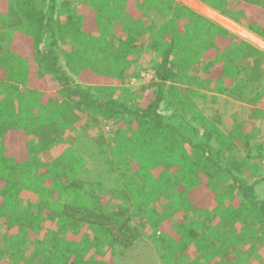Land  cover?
Returning a JSON list of instances; mask_svg holds the SVG:
<instances>
[{
  "label": "trees",
  "instance_id": "obj_1",
  "mask_svg": "<svg viewBox=\"0 0 264 264\" xmlns=\"http://www.w3.org/2000/svg\"><path fill=\"white\" fill-rule=\"evenodd\" d=\"M197 1L264 41V0ZM208 94L264 115V52L177 0H0L2 264H104L140 242L160 264H264V148L229 160L255 130L216 129Z\"/></svg>",
  "mask_w": 264,
  "mask_h": 264
},
{
  "label": "rangeland",
  "instance_id": "obj_2",
  "mask_svg": "<svg viewBox=\"0 0 264 264\" xmlns=\"http://www.w3.org/2000/svg\"><path fill=\"white\" fill-rule=\"evenodd\" d=\"M194 7L196 8V10L205 14L211 20L217 22L218 24L227 28L231 32L237 33L238 36H240L244 40L250 42L252 45H254L259 50L264 52V41L260 40L256 36L252 35L250 32H248L244 28L240 27L239 25L233 23L232 21H230L228 19L220 17L219 15H217L216 13H214L212 11H208V10L202 8L201 6H198V7L194 6ZM17 18H18L17 15L11 14L10 15V23L14 26L17 25V23H18ZM29 47H30L29 43L24 41V42H22V44H20L19 50L21 53L24 52L25 54L27 53L26 55H30ZM146 61H147V59L144 62H146ZM144 80L148 81L149 79L144 78ZM143 82L144 81H142V80L141 81L140 80H138V81L132 80V81L128 82V86H131L129 88L136 90L139 88V86L141 84H143ZM148 94L150 95V93H148ZM208 102L209 103L206 104V106H208V107H205L204 113L206 112V108H207V113L210 115L211 114L214 115V116L213 115L209 116V118L212 119L215 128L216 127H221V128L223 127L225 130H227V129H230L232 125L235 126V124L238 122L237 125H241V123H243V126L241 125V129L243 128L244 131H249L251 129L255 130L256 135L254 138L251 139L250 151L248 152V150L242 144H238V146H236L233 149L236 151L230 155L229 160H231V158H234V157H235L234 159H237V158L245 159L248 157L256 156V152H258V151H256L255 148L258 144H262V146H263L262 148H264V115H258L256 117L254 115V111L251 110V106H247V109L243 110V112L240 111V108L237 105L227 104V106H224V103L222 104V101L219 102L217 100V101L213 102L211 96L208 99ZM162 107H164V106L162 105ZM214 113H217V114H214ZM227 114H230V115H227ZM231 114H233V116H236L234 121H233V116ZM86 121L87 120L83 121L82 125L78 126V128H77L78 131L84 130V132L87 133V131H85L86 126L88 125L86 123ZM117 127L119 129L123 128L121 126H117ZM115 128L116 127H114V125L109 122L108 125H106L103 128H100L99 131H101L105 136H108L111 133V130H113ZM18 134L21 135L22 140H24L22 143L23 144L22 146H19L17 137L13 134H6L5 139L10 143L11 146H9V148L11 149V151L17 155L15 159L20 160V159H24L22 157L24 155H26V152L28 151L29 143L31 141H29L27 143L25 136L21 132H19ZM65 134H68V133H65ZM48 136H49V134L45 130V131L41 132V135L39 137H37L36 139L40 140L41 142H45L46 140H48L47 139ZM11 137H13L14 139ZM53 137L55 138L56 136H53ZM71 139H72V137L69 138V140H71ZM2 143L5 144V141ZM213 145H215V144L213 143ZM43 158L45 160L49 159V158H46L44 156H43ZM224 161H225L224 164H226L227 163L226 160H224ZM259 163L261 164V166L259 167L253 182L255 185L256 193L260 197L264 198V154L262 156V160ZM28 204H26L25 206H22L23 211L28 210V206H29ZM139 210H142V208H139L137 211H139ZM132 220L134 222V225L137 227V229L140 232L142 228H141L140 224L138 223V219H134V217H133ZM144 221H146V219H144ZM144 221H142V222H144ZM0 249H2V248H0ZM93 258H95L99 262L102 260H105V259H101L100 254H95ZM6 260H7L6 257L3 256V258L0 260V264H2ZM114 260L118 261L120 264H160V261L157 259V256L154 253V250L152 249L151 245L149 243H146V242L138 243L135 249L126 253L124 256H121V257L115 256L114 258L112 256H110L108 259H106V262L104 264H114V262H113ZM189 261H190V259L186 258L184 260V263L187 264Z\"/></svg>",
  "mask_w": 264,
  "mask_h": 264
},
{
  "label": "crops",
  "instance_id": "obj_3",
  "mask_svg": "<svg viewBox=\"0 0 264 264\" xmlns=\"http://www.w3.org/2000/svg\"><path fill=\"white\" fill-rule=\"evenodd\" d=\"M178 2H180L181 4H183V5H186L187 7H189V8H191L192 10H194L195 12H197V13H199V14H201V15H203V16H206L205 14H203V13H201V12H199L198 10H196V8L194 7V6H196V7H198V6H201L202 8H204V9H206V10H208V11H212L211 9H209L208 7H206V6H204L203 4H201L200 2H198L197 0H177ZM212 12H214V11H212ZM215 13V12H214ZM217 14V13H216ZM136 15V14H135ZM218 15V14H217ZM207 17V16H206ZM221 17V16H220ZM207 18H209V17H207ZM88 23H91V19L89 18L88 19ZM88 27H90V25H88ZM235 33V32H234ZM236 35H237V33H235ZM252 34V33H251ZM253 35V34H252ZM255 36V35H254ZM240 37V36H239ZM241 38V37H240ZM243 39V38H242ZM261 40V39H260ZM246 41V40H245ZM248 42V41H247ZM248 43H250V42H248ZM251 44V43H250ZM19 48V47H18ZM19 50V49H18ZM21 53V52H20ZM22 54V53H21ZM23 55V54H22ZM210 96L212 97V101L213 102H215V101H219V102H221L222 101V104L224 103V106H227V104H229V105H237L239 108H240V111H242L243 112V110H245V109H247V105H241L240 103H238V102H234V101H232V100H230L229 98H227L226 96H222V95H215V94H208V96H207V98H206V102H205V104L204 105H202V104H200V107H201V109H202V111L204 112V109H205V107H208V106H206V104H208L209 102H208V99L210 98ZM207 117L208 116H211V115H213V114H208L207 113V108H206V112L204 113ZM214 114H217V113H214ZM227 115H230V114H227ZM232 116H233V114H231ZM214 116V115H213ZM235 117L236 116H233V121L235 120ZM232 121V122H233ZM216 129H220L221 131L222 130H225L223 127L221 128V127H216ZM19 132L18 131H13V132H9L8 134H13V135H15L16 137H17V140H18V143H19V146H22L23 144V141L24 140H22V137H21V135H19L18 134ZM11 138H13V137H11ZM14 139V138H13ZM22 140V141H21ZM7 141V140H6ZM8 142V141H7ZM8 145L9 146H11L10 145V143L8 142Z\"/></svg>",
  "mask_w": 264,
  "mask_h": 264
},
{
  "label": "built area",
  "instance_id": "obj_4",
  "mask_svg": "<svg viewBox=\"0 0 264 264\" xmlns=\"http://www.w3.org/2000/svg\"><path fill=\"white\" fill-rule=\"evenodd\" d=\"M151 76H152V72H151V71H148V72H146V73H143V74L141 75V77L143 78L142 81H144V82H148V81L150 80ZM144 78H145V79H149V80H148V81H145Z\"/></svg>",
  "mask_w": 264,
  "mask_h": 264
}]
</instances>
